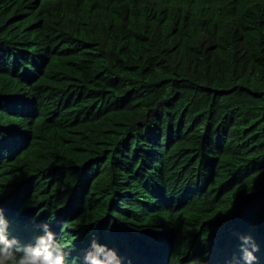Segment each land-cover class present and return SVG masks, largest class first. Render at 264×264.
Returning <instances> with one entry per match:
<instances>
[{
	"label": "trees",
	"instance_id": "16d2710c",
	"mask_svg": "<svg viewBox=\"0 0 264 264\" xmlns=\"http://www.w3.org/2000/svg\"><path fill=\"white\" fill-rule=\"evenodd\" d=\"M0 211L65 264H264V0H0Z\"/></svg>",
	"mask_w": 264,
	"mask_h": 264
},
{
	"label": "clouds",
	"instance_id": "9594fccd",
	"mask_svg": "<svg viewBox=\"0 0 264 264\" xmlns=\"http://www.w3.org/2000/svg\"><path fill=\"white\" fill-rule=\"evenodd\" d=\"M8 224L0 211V264H65L66 253L62 246L56 241L55 234L50 231L47 224L43 225V235L38 236L34 244L24 242L20 251V235H13ZM9 235V237H8ZM244 244L252 241V247H242L244 264H255L257 257L255 252L259 250L251 237H241ZM85 264H121L120 259L113 250L106 246L92 242L91 248L85 253Z\"/></svg>",
	"mask_w": 264,
	"mask_h": 264
},
{
	"label": "rangeland",
	"instance_id": "374dc122",
	"mask_svg": "<svg viewBox=\"0 0 264 264\" xmlns=\"http://www.w3.org/2000/svg\"><path fill=\"white\" fill-rule=\"evenodd\" d=\"M15 230H16V233H20V234L24 232L23 229L21 227H19V226H17V228Z\"/></svg>",
	"mask_w": 264,
	"mask_h": 264
},
{
	"label": "bare ground",
	"instance_id": "6f19581e",
	"mask_svg": "<svg viewBox=\"0 0 264 264\" xmlns=\"http://www.w3.org/2000/svg\"><path fill=\"white\" fill-rule=\"evenodd\" d=\"M121 230V229H120ZM110 235V234H109ZM110 237V236H109ZM78 262V261H77ZM80 264H82V263H80Z\"/></svg>",
	"mask_w": 264,
	"mask_h": 264
}]
</instances>
